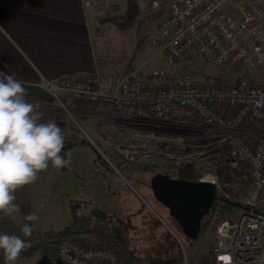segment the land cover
<instances>
[{
    "label": "built area",
    "instance_id": "obj_1",
    "mask_svg": "<svg viewBox=\"0 0 264 264\" xmlns=\"http://www.w3.org/2000/svg\"><path fill=\"white\" fill-rule=\"evenodd\" d=\"M80 1L101 21L122 20L134 3L139 21L154 24L150 44L165 66L137 68L121 75L114 87L99 77L45 81L41 87L57 98L68 93L75 103L100 109L116 135L106 142L127 164L164 170L191 166L215 183L216 203L224 188L243 183L247 191L237 197L247 211L226 221L218 220L219 207L213 212L217 241L202 264H264V83L243 78L226 84L206 73L238 64L264 71V0ZM66 111L73 118V111ZM189 123L192 134L184 130ZM26 245L21 254L31 249L30 238ZM183 253L182 264H191ZM56 259L60 264H124L107 243L91 246L70 237L57 244ZM16 264L39 263L18 259Z\"/></svg>",
    "mask_w": 264,
    "mask_h": 264
},
{
    "label": "rangeland",
    "instance_id": "obj_2",
    "mask_svg": "<svg viewBox=\"0 0 264 264\" xmlns=\"http://www.w3.org/2000/svg\"><path fill=\"white\" fill-rule=\"evenodd\" d=\"M136 14V5L129 3L122 20L95 21L98 24V36L96 37L99 38L101 46V54L99 55L101 73L98 77L107 85L105 79L117 80L120 75L124 76L137 68L150 70L165 66L164 60L155 55V50L150 44L154 24L149 23L146 18L139 21ZM138 23L141 24L137 26ZM94 26L93 24V28ZM206 73L210 79L227 84H234L243 78H252L260 84L264 83V71H251L245 64H238L236 67L228 69H208ZM59 99L55 100L54 109L39 107L38 111L44 114L42 122L61 117L64 120L65 139L77 142L85 140L92 144L90 142L92 140L91 134L87 130L99 136L98 123L100 122L98 121L103 122V119H100L99 116H90L85 126L78 120L81 115L79 111L89 110V108H84L83 104L75 103L74 100L67 102L60 96ZM62 105L67 110L73 111V118ZM103 132L107 136L112 135L109 127H104ZM98 149L102 151L99 147ZM102 149L106 152V158H103L104 162L100 163L95 161L93 152L86 145L76 146L71 151V163L68 167L57 170L50 165L48 170L43 171L44 179L38 180L37 178L33 184L24 186L14 193L16 196L14 203L20 205V212L6 218L21 228L26 222L24 215L34 212L38 219L29 223L33 230L41 233L53 230L57 232L67 226V210L71 199L91 201L92 208L102 209L108 214L122 219L126 216L129 217V214L136 211L149 210L155 218L157 217L159 222L158 235H162V240L150 233L143 232H140L141 235L132 237L131 240L134 245L141 244L142 257H160L158 249L163 250L162 243L164 246L166 244L174 246L177 241L176 238H178H175L174 235L184 238L179 225L171 217L169 210L156 200L151 188L153 177L161 174L164 169L161 168L160 170L159 166L148 163L116 162L114 161V154L111 153H116L114 149L110 148L111 152ZM232 188L236 196H242L247 191L243 183L238 186L233 185ZM212 214L213 212L209 216L207 221L209 225L198 244L191 249L183 245L185 249L183 251L177 242L176 250L172 251L173 255H182L183 257V252H185L191 264H202L208 259L217 241V224L212 223ZM80 216L76 226V233H79L80 237L77 239L79 241L81 239L89 242H91L90 240L97 241L100 238L101 229L98 221L90 216L89 207H84L80 211ZM17 235H21V232ZM27 258L36 261L37 256L29 254Z\"/></svg>",
    "mask_w": 264,
    "mask_h": 264
},
{
    "label": "crops",
    "instance_id": "obj_3",
    "mask_svg": "<svg viewBox=\"0 0 264 264\" xmlns=\"http://www.w3.org/2000/svg\"><path fill=\"white\" fill-rule=\"evenodd\" d=\"M95 21L99 20L95 15L87 12L80 0H0V71L22 81L27 92L26 99L30 103L38 104L39 107L54 109L55 100L59 99V96L67 102L69 100L71 102L73 99L70 94L59 93L57 98L44 90L41 85L45 81L78 82L98 77L101 73L99 63L101 46L99 38L96 37L98 36V24ZM117 80L105 79L111 87L116 85ZM84 108H89V110L83 109L79 111L80 114L84 113L89 117L99 116L102 119L99 115L102 113L100 109L92 106ZM98 122L106 123V128L109 127L107 122L100 120ZM106 137L108 140L109 136ZM106 140L104 141L107 144ZM88 148L92 151L90 147ZM94 159L96 161L95 155ZM115 170L118 172L117 169ZM44 178L43 172L39 173L38 180ZM87 202L92 204L91 201ZM87 207H89L90 214L92 206L88 205ZM137 212L139 211L128 216ZM90 216L98 221L100 229H102L99 219ZM129 217L126 216L122 219L117 216L121 220H127ZM66 227L68 224L63 229ZM76 231L71 235L80 237ZM46 232L40 233L37 230H32V233H37V235L27 238L32 240L33 245L27 253L20 254L18 259H26L39 264H46L48 261L51 264H60L56 259L55 250L58 238L43 236ZM0 233L17 235L20 233V227L0 214ZM99 236L97 241L90 240L91 242H89L81 239L80 242L91 246L107 243V238L100 232ZM174 236L178 237V235ZM63 237L65 236L60 238ZM160 243L162 242L160 241ZM29 254L36 255V261L29 260L27 258ZM119 254L126 264L124 256ZM2 261V256H0V264Z\"/></svg>",
    "mask_w": 264,
    "mask_h": 264
},
{
    "label": "clouds",
    "instance_id": "obj_4",
    "mask_svg": "<svg viewBox=\"0 0 264 264\" xmlns=\"http://www.w3.org/2000/svg\"><path fill=\"white\" fill-rule=\"evenodd\" d=\"M26 96L22 81L0 71V214L4 217L20 212V205L14 203L18 189L33 184L50 165L59 170L71 163V152L67 159L61 155L63 130L55 120L42 122L39 105ZM37 219L34 212L25 214L21 235L0 233L3 264H16L27 246L24 238L32 234L29 222Z\"/></svg>",
    "mask_w": 264,
    "mask_h": 264
},
{
    "label": "trees",
    "instance_id": "obj_5",
    "mask_svg": "<svg viewBox=\"0 0 264 264\" xmlns=\"http://www.w3.org/2000/svg\"><path fill=\"white\" fill-rule=\"evenodd\" d=\"M89 118L88 115L82 113L79 117L78 120L83 124L87 125V119ZM57 122L60 128H62L63 132L65 131V126L63 124L64 120L63 118L59 117L56 119H52ZM106 123H98V132L100 133L99 136L94 134L93 132H89V135L91 136L93 142L99 147L102 152L105 154L106 152L103 151L102 148L106 149L107 151H110V148L106 145L105 141L106 140V134L102 131L104 127H106ZM84 126V127H85ZM84 144L88 147H90L96 157V161L103 163L104 160L102 159L101 155L94 149V147L85 140H82L80 142L77 141H71L69 139H65V147L64 150L62 151L61 155L67 157V153L70 152L72 149H74L76 146ZM114 154V161L122 162L120 156L114 152H111ZM114 163V162H113ZM109 168V167H108ZM110 169V168H109ZM111 170V169H110ZM161 170V167H160ZM161 173H167L171 179H178V180H186L189 182H198V173L194 170L193 167L191 166H184L182 168H178L176 170H164ZM221 173V180L224 182L227 179L226 171H224V168L220 169ZM88 202L84 200H70L68 204V210H67V219H68V227L63 229L62 231H49L43 234V236L46 237H57L58 239L61 236H68L71 235L76 231V226L81 218L80 216V211L87 205ZM92 206V204H89ZM215 207V205H214ZM240 208L243 209L242 204L239 203L233 204L230 202H224L222 203L219 211H218V216L220 219H225L227 215L233 214L236 215ZM214 209V208H213ZM213 209L207 215L204 217L202 220V228L199 233L198 239L196 241H191L187 239L184 235L182 230L181 234L184 238H180L182 241L183 245L188 247L189 249L195 247L198 242L200 241L201 237L205 233L206 227L209 225L207 221L209 220L210 214L213 212ZM90 215L96 217L99 219L101 222L100 225L102 227L101 229V234L102 236H105L107 239V244L109 247L113 248L115 251L118 253H121V255L124 256L126 260V264H182L183 263V257L181 256H176L175 254H172V251L176 250L177 247V242L174 243L173 245L166 244L164 246L163 243V250L158 249L160 251V257H142L141 256V244L138 243L136 245L132 244L131 238L137 235H141L140 232L142 233H150L153 236L158 237L160 240H162V235H158V225L159 222L155 218V216L149 211H145L144 209L139 210V212L131 215L127 220H121L115 217V215H110L106 213L103 210H100L98 208H91ZM154 218V219H152ZM149 219V221H147ZM155 220V221H154ZM37 235V233H32L31 236ZM169 235V233H168ZM159 240V241H160ZM181 250V249H180Z\"/></svg>",
    "mask_w": 264,
    "mask_h": 264
},
{
    "label": "water",
    "instance_id": "obj_6",
    "mask_svg": "<svg viewBox=\"0 0 264 264\" xmlns=\"http://www.w3.org/2000/svg\"><path fill=\"white\" fill-rule=\"evenodd\" d=\"M90 142L102 155L93 141ZM151 188L156 200L169 210L183 235L191 241H196L202 228V220L209 215L214 205L216 187L207 183L174 180L161 173L153 177Z\"/></svg>",
    "mask_w": 264,
    "mask_h": 264
},
{
    "label": "bare ground",
    "instance_id": "obj_7",
    "mask_svg": "<svg viewBox=\"0 0 264 264\" xmlns=\"http://www.w3.org/2000/svg\"><path fill=\"white\" fill-rule=\"evenodd\" d=\"M109 128H110V130H111V125H109ZM184 130L186 131V133L187 134H192V132L194 131V126H193V124H191V123H189L185 128H184ZM112 134V133H111ZM109 140H110V142H113V141H115L116 140V135H114V134H112V135H110L109 136ZM107 146H108V148H111L110 147V145L107 143L106 144ZM102 152V151H101ZM103 155V156H102ZM102 155H101V157H102V159L103 158H106L105 157V154L102 152ZM123 163H126V162H124V161H122ZM223 164H222V166L220 167V169H222V168H224V171H226L227 170V168H226V162H222ZM182 168V167H181ZM168 169H171V170H176L177 171V169L176 168H173V167H167V168H165V171L166 170H168ZM197 172V171H196ZM198 173V172H197ZM165 174H167V173H165ZM168 175V174H167ZM198 176H200V174L198 173ZM170 177V176H169ZM176 180H178V179H176ZM184 181H186V180H184ZM187 182H189V181H187ZM192 183H207V184H212V185H214L215 186V183H213L212 181H208V180H203L202 178H200V177H198V182H192ZM216 187V186H215ZM218 191H217V189H216V199H215V202L214 203H216L217 202V200H218ZM239 201H240V198L239 197H237L235 194H234V192H233V188L232 187H226V188H224L223 189V191H222V193H221V197H220V199H219V202L218 203H216V204H214L215 205V207H214V205H213V207L211 208V210L213 209V212H215V211H217L218 210V207L220 208L221 207V205H222V203H224V202H230V203H233V204H237V205H239ZM219 211V210H218ZM247 210H245V209H242V208H240V210L238 211V213H236V215H233V214H229V215H227L226 216V218L225 219H218V220H220V221H226V220H230V219H239L240 217H241V215L242 214H244L245 212H246ZM177 223V222H176ZM180 227V226H179ZM181 229V228H180ZM182 230V229H181ZM65 237H67V238H75V239H77V237H75V236H73V235H68V236H65ZM64 238V237H63ZM63 238H59V239H57L58 240V243L63 239ZM178 239V238H177ZM78 240V239H77ZM79 241V240H78ZM80 242V241H79ZM57 243V244H58ZM57 244H56V246H57ZM113 249V248H112ZM55 250H56V247H55ZM114 250V249H113ZM115 251V250H114ZM116 253H118L117 251H115ZM119 254V253H118ZM120 255V254H119Z\"/></svg>",
    "mask_w": 264,
    "mask_h": 264
}]
</instances>
